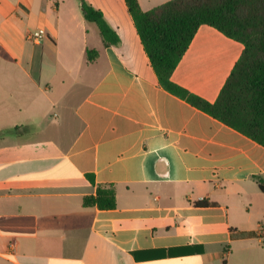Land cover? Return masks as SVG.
Instances as JSON below:
<instances>
[{
  "label": "crops",
  "instance_id": "0c3cea01",
  "mask_svg": "<svg viewBox=\"0 0 264 264\" xmlns=\"http://www.w3.org/2000/svg\"><path fill=\"white\" fill-rule=\"evenodd\" d=\"M85 1L118 45L78 0H0V107H51L0 117V264H264V145L160 85L125 0ZM243 51L202 25L171 79L215 102Z\"/></svg>",
  "mask_w": 264,
  "mask_h": 264
},
{
  "label": "trees",
  "instance_id": "16d2710c",
  "mask_svg": "<svg viewBox=\"0 0 264 264\" xmlns=\"http://www.w3.org/2000/svg\"><path fill=\"white\" fill-rule=\"evenodd\" d=\"M78 1L85 19L98 26L105 45H118L120 38L103 13L85 0ZM125 2L160 85L264 145V0H171L149 11H144L138 0ZM202 25L214 27L244 45L240 59L215 102L189 92L171 79ZM94 52L87 51L88 58ZM87 177L95 183L90 175ZM83 204L100 210L115 209L116 190L113 185L99 184L96 194L86 196ZM194 204L198 207L216 205L207 200Z\"/></svg>",
  "mask_w": 264,
  "mask_h": 264
},
{
  "label": "rangeland",
  "instance_id": "374dc122",
  "mask_svg": "<svg viewBox=\"0 0 264 264\" xmlns=\"http://www.w3.org/2000/svg\"><path fill=\"white\" fill-rule=\"evenodd\" d=\"M76 2V0H74ZM32 42V41H31ZM33 43V42H32ZM32 45V44H31ZM40 102V101H38ZM34 103V105H29L28 107H25L24 109L18 110L16 106H4L0 107V117H2V121L5 124L17 121V122H27L31 115H35V120L37 122L43 121V117L48 115V112H50L49 105H46V103Z\"/></svg>",
  "mask_w": 264,
  "mask_h": 264
},
{
  "label": "built area",
  "instance_id": "2783aa9c",
  "mask_svg": "<svg viewBox=\"0 0 264 264\" xmlns=\"http://www.w3.org/2000/svg\"><path fill=\"white\" fill-rule=\"evenodd\" d=\"M46 37V31L43 29L36 30L34 32H31L28 35V39L32 41L35 44H40L43 42V40ZM260 233L264 235V226H260Z\"/></svg>",
  "mask_w": 264,
  "mask_h": 264
}]
</instances>
